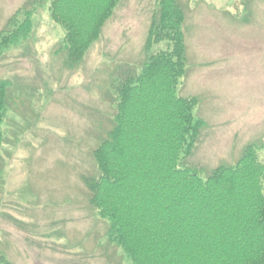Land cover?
Here are the masks:
<instances>
[{
  "label": "rangeland",
  "instance_id": "rangeland-1",
  "mask_svg": "<svg viewBox=\"0 0 264 264\" xmlns=\"http://www.w3.org/2000/svg\"><path fill=\"white\" fill-rule=\"evenodd\" d=\"M35 0H0V32ZM187 74L178 93L204 122L188 165L206 178L257 145L264 164V0H178ZM49 4L0 59L10 81L0 162V255L12 264H132L109 242L84 177L112 129V83L140 68L154 0H122L85 59L70 67ZM164 48L158 45L157 51Z\"/></svg>",
  "mask_w": 264,
  "mask_h": 264
},
{
  "label": "trees",
  "instance_id": "trees-1",
  "mask_svg": "<svg viewBox=\"0 0 264 264\" xmlns=\"http://www.w3.org/2000/svg\"><path fill=\"white\" fill-rule=\"evenodd\" d=\"M121 1L35 0L0 32V59L28 38L33 12L49 4L65 31L59 51L75 67ZM185 21L178 0H154L144 63L112 83V129L93 151L97 174L84 177L89 203L132 264H264L260 148L247 146L236 164L206 178L188 165L205 122L198 100L178 93L188 64ZM9 86L0 79V162ZM0 264L12 263L0 255Z\"/></svg>",
  "mask_w": 264,
  "mask_h": 264
}]
</instances>
